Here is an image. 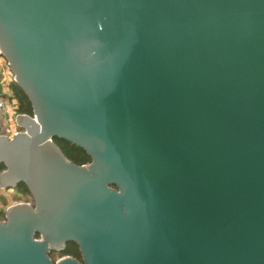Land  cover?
Listing matches in <instances>:
<instances>
[{
  "label": "water",
  "instance_id": "water-1",
  "mask_svg": "<svg viewBox=\"0 0 264 264\" xmlns=\"http://www.w3.org/2000/svg\"><path fill=\"white\" fill-rule=\"evenodd\" d=\"M0 57V264H264V0H0Z\"/></svg>",
  "mask_w": 264,
  "mask_h": 264
},
{
  "label": "trees",
  "instance_id": "trees-1",
  "mask_svg": "<svg viewBox=\"0 0 264 264\" xmlns=\"http://www.w3.org/2000/svg\"><path fill=\"white\" fill-rule=\"evenodd\" d=\"M10 92H11V98L17 102L16 113L18 115H23L33 118V109L31 104L24 96L23 92L14 83L11 84ZM54 143L60 148L64 156L75 165L83 166L91 163V159L85 154L84 151L64 141L54 140ZM4 170L5 168L2 166L0 168V172H3ZM14 190L17 191L21 196H30L27 188L23 184L18 185ZM5 215L6 214H3V212H0V222L5 221ZM61 256L72 257L78 260L79 262L82 261L78 248L73 244L67 245L65 251L61 253ZM50 257L55 262L57 261L58 254L52 253Z\"/></svg>",
  "mask_w": 264,
  "mask_h": 264
},
{
  "label": "built area",
  "instance_id": "built-area-1",
  "mask_svg": "<svg viewBox=\"0 0 264 264\" xmlns=\"http://www.w3.org/2000/svg\"><path fill=\"white\" fill-rule=\"evenodd\" d=\"M0 59L2 60L1 57ZM5 83L7 82L0 80V127L1 135L8 139H12L20 133L15 122L16 117L19 115L16 113L17 102L13 100L10 94L5 90Z\"/></svg>",
  "mask_w": 264,
  "mask_h": 264
},
{
  "label": "rangeland",
  "instance_id": "rangeland-1",
  "mask_svg": "<svg viewBox=\"0 0 264 264\" xmlns=\"http://www.w3.org/2000/svg\"><path fill=\"white\" fill-rule=\"evenodd\" d=\"M4 66L5 67L7 66L5 62H4ZM6 71L9 72L7 67H6ZM2 77H3V75H2ZM0 80H2V78H0ZM9 94L11 96V92ZM22 203L33 204V201H32V198L30 196H21L14 189L13 190H3L0 188V212H3V214H6V211L8 210V208H10L14 205H17V204H22Z\"/></svg>",
  "mask_w": 264,
  "mask_h": 264
},
{
  "label": "crops",
  "instance_id": "crops-1",
  "mask_svg": "<svg viewBox=\"0 0 264 264\" xmlns=\"http://www.w3.org/2000/svg\"><path fill=\"white\" fill-rule=\"evenodd\" d=\"M3 61H4L3 59L2 60L0 59V78H2V80L7 82V83H5V86H6L5 90L8 93L10 91L11 84L13 83V77H12L10 71L9 72L6 71V67L7 66L6 67L4 66V62ZM2 75H3V77H2Z\"/></svg>",
  "mask_w": 264,
  "mask_h": 264
},
{
  "label": "flooded vegetation",
  "instance_id": "flooded-vegetation-1",
  "mask_svg": "<svg viewBox=\"0 0 264 264\" xmlns=\"http://www.w3.org/2000/svg\"><path fill=\"white\" fill-rule=\"evenodd\" d=\"M27 204H30V203H27ZM31 205H33V204H31Z\"/></svg>",
  "mask_w": 264,
  "mask_h": 264
}]
</instances>
